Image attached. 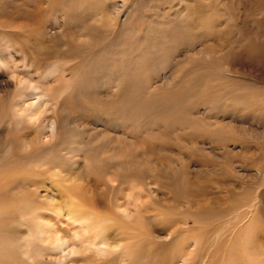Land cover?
Wrapping results in <instances>:
<instances>
[{"label": "rangeland", "instance_id": "obj_1", "mask_svg": "<svg viewBox=\"0 0 264 264\" xmlns=\"http://www.w3.org/2000/svg\"><path fill=\"white\" fill-rule=\"evenodd\" d=\"M199 1L208 17L198 33L188 14L198 0H0V102L22 116L24 101L38 98L32 88L46 96L36 122L23 118L31 129L0 124V203L11 226L19 221L14 230L0 223V246L13 263L21 264L30 239L34 260L56 264L45 262L59 255L42 235L69 240L84 219L102 222L121 204L128 179L142 192L140 211L151 209L150 238L120 244L108 224L110 241L130 250L103 264H175L174 245L191 236L200 251L184 264H224L229 238L249 255L264 253V141L249 135L264 134V60L249 58L259 66L247 68L241 57L228 65L199 55L212 47L210 26L218 30L214 5L226 25L233 0ZM24 79L31 83L19 88ZM248 103L260 114L251 124L239 113ZM52 118L55 137L39 134ZM211 122L222 128L212 132ZM178 220H186L183 233L165 238Z\"/></svg>", "mask_w": 264, "mask_h": 264}, {"label": "bare ground", "instance_id": "obj_2", "mask_svg": "<svg viewBox=\"0 0 264 264\" xmlns=\"http://www.w3.org/2000/svg\"><path fill=\"white\" fill-rule=\"evenodd\" d=\"M221 1L222 0H218L219 5H220ZM120 3H121V5L123 4L122 1H120ZM198 3H199V5H196V6L191 5L190 7H188V14H191L190 15L191 19L194 18V21L192 23L194 26V30L197 32L199 31L198 26L201 24V21L202 20L206 21V19L208 17L206 14H202V12L200 11L201 1L198 0ZM117 7L118 6L114 5L113 8L116 9ZM221 13H222L221 10H219L217 8V6L214 5V16H215V18H217L218 30L215 33V30L213 28L211 29L210 24H207V26H210V32L208 34L211 33V37H212L211 40L213 41L211 44L212 47L209 50H208V48L204 47L199 52L197 51L198 54L202 55V53H204V55H206V56L210 55L213 58V60L219 59L220 61H223V63H225V64L227 63L228 65L231 63L233 64V61L235 59H238L239 57H241V61H243L240 63V65L242 63H244L245 61H248L249 58H251V61H254V62H255V60L263 61L264 60V0H233V4L230 6V11L228 12V15H227V19L225 20L226 25H224V23L222 22L223 18L221 16ZM218 20L221 21L220 22L221 25H220ZM229 26H231L233 29L229 28ZM225 30H227L228 36L225 35V32H224ZM216 37H218V40H216ZM215 40H216V44H215ZM240 40H243V42H244L243 47L239 46ZM211 49H212V52H211ZM197 50H199V49H197ZM251 61L248 64H250V63L253 64V62H251ZM217 63H219V62H217ZM228 65H226V66H228ZM244 65H247L246 62ZM241 66L243 67V64ZM249 66L253 67L256 65H254V64L253 65H247V68ZM257 66H259V65L257 64ZM261 66L262 67H259V68H261L263 70L264 67H263V65H261ZM217 67H219V66H217ZM224 67H225V65H224ZM245 67L246 66H244V68H242V69H244L243 70L244 72L247 70V69H245ZM231 68L233 70V65ZM240 68L241 67H239L238 69H240ZM253 69L254 68H251V70H253ZM256 70H257V68H256ZM256 70H255V72L257 75V73L259 74V72ZM259 71H260V69H259ZM234 74L241 76L240 73H238V72H235ZM253 74H254V72H253ZM224 75H225V73H224ZM245 75H246V73H245ZM250 76H251V74H250ZM256 77H260V76L257 75ZM249 78H252V77H249ZM262 79H264V78H262ZM262 79H261V81H262ZM221 80H223V79H221ZM254 82L255 83H253V84L258 83V81L256 79ZM29 83H31L29 80L24 79V80H19L17 82V85L19 88H23L25 86L27 87ZM197 84H199V83H197ZM258 85H259V87H261L263 84L260 82V83H258ZM200 86H202V85H200ZM261 88H264V87H261ZM32 91H34V93H36L35 95L38 98L37 99L35 98L36 99L35 102H31L32 99H28V100L24 101V104L22 106V109H23L22 110V116L21 115L19 116L15 113L14 108L11 106V104L7 100H2V102H0V124L3 121H9L10 123H17L19 121L18 124L23 125L24 128H26V129H31L30 126L26 125L23 122V118L26 117L27 120H30L32 122H36L38 119V116L41 113L39 111L42 108L41 103H43L42 101H44V99H46V96L43 93L40 94L37 87L32 88ZM241 108H242V110H239V113H242L241 117H243V116L244 117H250L248 119L249 122L252 120L254 122V119H258L257 116L260 115L259 113H257L258 109H257V111L249 112L248 109L251 110L249 108V103L242 106ZM236 113H238V112L236 111ZM262 114L264 115V113H262ZM222 115H224V114H222ZM228 116H230V115H227V117ZM225 118H226V116H225ZM230 118H231V120L233 119L232 117H230ZM18 124H16V125H18ZM202 124H203V122H202ZM218 124L219 123H217V122H211V124L208 125L207 127L210 128L211 126L214 125L213 126L214 128H211L212 132H213V130H215L217 128ZM250 124H251V122H250ZM187 126H189V125H187ZM189 127H191V126H189ZM207 127H206V129H207ZM218 127L219 128H217V129L222 128L220 126H218ZM36 128H37V126H36ZM209 128L207 129V131L209 130ZM230 128H231V126H230ZM38 129L41 130V131H39V134L42 132H48L49 136L51 138L55 137V135L57 133L56 119L52 118L50 120H47V122L44 123L43 127L39 126ZM212 132H210V133L213 134ZM217 135L220 136V134H216V136ZM249 135L252 138L254 137L255 140H256L255 137H259V139L264 141V134L263 133L257 134L256 131H254V132H250ZM221 137H223V136H220V138ZM36 139H38V137ZM216 142H217V140H216ZM37 143L39 145V140L37 141ZM41 144L44 145L47 143H41ZM53 145H54V148H56V147L60 148V146H61V144H57V143L56 144L54 143ZM54 148H52V149H54ZM56 151H57V149H56ZM121 157H124V154H122ZM130 158H133V156H130ZM128 160L129 159H121L122 164L123 165L125 163L127 164ZM87 163L93 164V159H91V160L88 159ZM151 167H150V175H148V176H150V177L152 176V178H153V175L155 174L154 172L156 170H154L153 167L152 168ZM166 169H167L166 171H162L163 174H165V175L170 171L169 168H166ZM124 170L126 171V169H124ZM127 170L129 172L128 168H127ZM122 179L125 180L126 178L123 177ZM155 179L157 180V178H155ZM158 180L160 182L161 178H158ZM123 184L126 187L123 186V190H122L123 198L121 200L122 201L121 204H118L116 209H114V211L111 212L108 215V217L105 218L102 222H91V218L90 219H84L83 220L84 225L79 226L78 229L76 230V234L74 236H72L71 239H69V240L62 238V237H59L58 234H54L52 232L49 235H45V236L42 235L44 242H46L48 245H50L52 248H54L58 252V255H59L58 257H55V258H50V257L47 258L45 260L46 263L52 262V263L57 264L59 262V259H64L66 256H77L76 258H74L72 260L73 263H76V264H103L108 259V255H110V254H114L115 256H123V255L129 254L128 251L130 249H122L121 250L120 246L118 245L116 240L112 239V241H110L111 238L107 234L108 224H109L110 228L118 231L120 233V236H122L119 239L120 244L132 243L136 240H142L145 237L150 238V233L148 236V235H146V232H148V230L150 228V216H148V214L150 213L151 209L149 207H147V208H145L144 212L140 211V204L144 203V202H139V200L142 197V192L141 191L136 192L134 190L135 183L133 182L132 179H128L126 181H123ZM127 184H129V187ZM146 185L149 187L150 183L148 182V183H146ZM154 202H153V204H154ZM80 211H81V208L77 207L74 214L83 216V213H81ZM10 215H11V213H10V211L7 210V205L0 203V223L5 222L6 226L9 230L10 229L14 230V227L17 226V224L19 225V221H16L17 224L15 223V226H11ZM165 216H167V215H165ZM184 218H186V217H184ZM166 219H168V217ZM170 221H172V219ZM176 221L177 220H175V222ZM178 221L180 223H182V225L179 224V226H177L178 224H176V223H173L172 225H170L171 227L169 228V230H167L165 238H173L174 235L178 236L179 233L184 231L183 227L186 225V223H185L186 220L185 221L184 220H182V221L178 220ZM225 225H227V224H225ZM0 228H2V226ZM227 228H228V226H227ZM8 229H6V230L9 231ZM6 230H5V232H7ZM133 232H135V233H133ZM8 235L9 234H7V236ZM216 235H217V238L220 237L219 232H217ZM233 235H234V233H233ZM123 236H126L124 241H122ZM243 236H244V234H243ZM8 237H10V236H8ZM190 239L191 240H189V243H188V242H186L185 237H183L182 239H180L177 242L176 245H174L175 246L174 247L175 252L173 253V255H176V256L174 257L173 260L176 259L175 264H184V262H190V258L192 256L196 257V254L200 251L199 250L200 245L198 243V240L195 237L193 238L192 236L190 237ZM238 239H239V237H238ZM0 240H1V238H0ZM158 240H161V239L158 238ZM234 240H235V238H234ZM216 242H217V240H215L214 243H216ZM18 245H19V243H18ZM228 245H229V247H226L224 249V251H222V252H224V256L221 257V262L224 259L225 260L224 264H264V253L262 254V253L258 252L257 256L254 253H253V256L249 255V253L247 254L246 253L247 251L244 250L245 248H243V246L240 245L239 240L233 242L231 240V238H229V244H226V246H228ZM247 245H248V243H247ZM34 247L35 246L33 245L32 241L29 239L26 250L22 251L21 255L18 256V258H19L18 261H21V264H44L43 262L41 263V261H39V259L34 260L32 258L34 253H35ZM51 247H47V249H51ZM149 247H150V245H149ZM246 250H247V248H246ZM235 251L239 252L240 254L235 252ZM249 251H251V250H249ZM62 254H64L65 256L61 257ZM237 255H238V257H236ZM15 257L16 256H14V253L12 254V252L8 251L7 248L4 249L3 247L0 246V264H9V263L16 264V262L13 263L14 260L16 259ZM241 259L243 261H241Z\"/></svg>", "mask_w": 264, "mask_h": 264}]
</instances>
